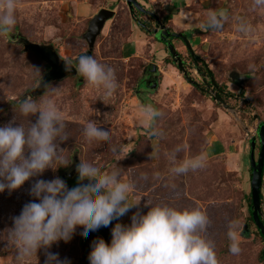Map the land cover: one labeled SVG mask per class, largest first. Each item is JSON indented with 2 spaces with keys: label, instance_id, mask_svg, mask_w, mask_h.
<instances>
[{
  "label": "rangeland",
  "instance_id": "374dc122",
  "mask_svg": "<svg viewBox=\"0 0 264 264\" xmlns=\"http://www.w3.org/2000/svg\"><path fill=\"white\" fill-rule=\"evenodd\" d=\"M136 1L165 28L186 36L194 55L228 94L223 101L231 109L196 87L201 85L204 68L186 56L181 42L173 39L171 44L185 60L184 68L193 83L184 78L170 58L166 43L163 45L159 38L155 41L132 21L134 11L130 12L124 0H18L16 25L10 33L0 35V125L15 117V123L27 124V118L18 113L19 101L31 97L39 102L51 95L67 135V139L58 141L59 147L71 163L46 169L11 192H0V264H18L17 250L7 233L13 217L35 199L29 194L31 183L59 176L67 186H74L79 160L96 163L105 170L119 167L121 178L133 185L129 200L140 202L117 222L128 224L138 209L146 212L145 202L199 207L209 218L203 235L212 242L218 264H263L264 241L249 219L247 198L248 139L255 135L258 123L264 124V11L254 10L252 0ZM101 8L114 13L96 37L91 55L115 71L117 86L107 103L99 97L103 89L90 85L78 72L51 82L41 95L30 96L49 65L34 52L25 51L19 38L51 45L63 59L76 60L87 51L83 35ZM219 9L229 13L222 30L205 28L206 14ZM238 20L245 21L251 31H237ZM33 66H40L41 73L36 74ZM150 66L158 70L157 85L139 92L143 70ZM54 87L57 92L52 94ZM145 102L162 113L155 121L162 135H150L139 122ZM92 110L91 118L98 126L110 129L109 138L96 142L84 135L85 120ZM28 120L34 123L36 115ZM255 144L254 158L259 149L256 136ZM114 146L118 152L112 151ZM177 146L182 148L178 159L200 156L204 166L180 175L171 173L168 157ZM260 194L264 220V174ZM230 221L237 222L238 254H232L228 247ZM84 234L78 226L68 241L59 240L47 251L67 258L68 264H85ZM98 237L106 243L111 239L102 231L94 239ZM45 259V250L39 249L37 259L33 257L30 264H44Z\"/></svg>",
  "mask_w": 264,
  "mask_h": 264
},
{
  "label": "clouds",
  "instance_id": "9594fccd",
  "mask_svg": "<svg viewBox=\"0 0 264 264\" xmlns=\"http://www.w3.org/2000/svg\"><path fill=\"white\" fill-rule=\"evenodd\" d=\"M17 7L18 0H0V35L10 33L16 25ZM252 7L264 11V0H252ZM228 19L226 9L212 10L206 14L203 26L222 30ZM237 31L244 33L251 28L238 20ZM74 66L90 85L103 89L99 97L107 103L117 86L114 69L89 54L79 55ZM33 67L36 74L41 73L40 66ZM72 67L73 61L64 62L65 71ZM42 83L47 87L46 81ZM50 92L55 94L57 89ZM16 107L19 115L27 118V124L15 123V117L0 125V192H11L46 169L55 170L71 163L59 147L58 141L67 139V135L62 114L51 95L39 102L26 97ZM140 113L139 122L149 134L162 135L155 127L162 113L149 102L141 105ZM33 115L34 123L28 120ZM92 115L93 110L85 120L84 135L96 142L109 138L110 129L98 126ZM112 151L118 152V148L114 146ZM181 151L177 146L169 154L171 173L180 175L204 166L200 156L178 159ZM76 172L79 182L71 188L59 176L31 183L29 194L35 199L25 203L19 215L13 217V226L7 233L17 250L18 264H30L33 257L37 259L39 249L45 250L44 264H68L67 258L61 259L58 253L47 249L59 240L68 241L78 226L85 234L107 227L140 202L129 200L133 185L121 178L119 167L105 170L96 163L79 160ZM145 204L148 210L138 209L130 223H115L110 242L102 237L91 242L89 264H218L212 242L203 235L209 224L204 211L199 207ZM236 228L237 222L230 221L227 237L232 254L240 252Z\"/></svg>",
  "mask_w": 264,
  "mask_h": 264
},
{
  "label": "water",
  "instance_id": "95a60500",
  "mask_svg": "<svg viewBox=\"0 0 264 264\" xmlns=\"http://www.w3.org/2000/svg\"><path fill=\"white\" fill-rule=\"evenodd\" d=\"M124 2L126 3L131 13H132L133 8L136 9L137 12L147 13V11L136 0H124ZM113 13L114 12L112 10L101 8L90 19L88 23V28L83 35V38L87 42V51L84 54L91 55V50L93 48L96 37L98 36L101 29L103 28L104 23L113 16ZM157 37L160 40H164V39L166 40L165 42L166 48L168 50L170 58L172 59L173 62H175L177 69L182 73L184 78L187 81H190V83H193V81L187 75V71L184 68L182 60L179 57L178 53L176 52L175 48L170 43V41L167 40L169 37L179 38L184 43V46L189 52V54L192 57L197 58L194 55L192 47L188 39L186 38V36L180 33L168 32L167 29L164 26H162L161 32L158 33ZM19 40L22 43L23 49L25 51L34 52L35 54L39 55L49 65V69L41 77L37 88L31 90L30 96H39L45 91L46 87H44L42 81H46L47 86H48L51 82L56 81L58 79H62L65 76L76 75L77 71L75 70L74 65L71 71H65L64 62L67 60L60 57L51 45L32 43L23 38H19ZM152 70L154 71L155 68H153ZM210 84L215 86L216 89H218V86L215 85V82L212 77L210 78ZM154 87H155V84L151 86L152 89ZM213 93L214 95L211 94L210 97L216 102L221 103L222 106L227 107L226 103L218 95V92L215 90L213 91ZM252 117L254 119L257 118L256 114H253ZM255 136L257 137V140L259 141V149L257 151L256 158H254V150L256 146ZM248 146H249L248 163H249V169H250L249 212H250L251 219H252V222L255 228L257 229V231L259 232L260 236L262 237L264 241V220H263L261 207H260L261 205L260 187H261V182H262V169H263V164H264V124L263 123L257 124L255 135L248 139ZM75 161H76V158H74V162ZM69 176L71 177L72 174L70 173ZM78 182L79 181L77 180V182L74 183V186L77 185ZM115 223H117V220H113L107 227L101 226L98 230L90 231L87 234L83 235L82 246L85 249V264H89L88 255H89V252L91 251V242L94 240V236L97 233V231H102L104 234L111 235V228L115 225ZM244 229H247L246 226H244ZM261 255H262V261L264 264V247L261 251Z\"/></svg>",
  "mask_w": 264,
  "mask_h": 264
},
{
  "label": "flooded vegetation",
  "instance_id": "af4514ba",
  "mask_svg": "<svg viewBox=\"0 0 264 264\" xmlns=\"http://www.w3.org/2000/svg\"><path fill=\"white\" fill-rule=\"evenodd\" d=\"M133 22L136 23V25L143 31L145 32L146 34H150L152 36V38L157 41V35L159 32H161V27L163 26L162 22H160L153 14H150V13H145V12H137L136 9L133 8ZM167 31L168 32H171L167 27H166ZM184 35V34H183ZM173 39H176L178 41L181 42L183 48H184V51H185V54L186 56H188L191 60L193 61H198L202 64L203 66V70L204 72H200V80H201V85H196V87L200 90V91H203L204 93H207L209 94V96L211 94L214 95L213 91H217L218 92V95L221 97V99H223L224 97L226 98H229V96H227L228 94L223 91L220 86L215 82L214 78V82H215V85L218 86V89L215 88V86L211 85L210 84V74H209V69L207 68V66L203 63V61L199 58H195V57H192L189 52L187 51V49L185 48L184 46V43L179 39V38H175V37H169L167 40L170 41V43H172V40ZM163 41V45H165V42L166 40H161ZM179 57H180V54L178 53ZM74 62L75 60H73V65H74ZM182 63H183V66L186 65V62L185 60H182ZM173 64V62H172ZM155 68V70L153 71L152 69ZM157 75H158V70L155 66H150L149 68H145L143 70V77H142V83L140 84V91L139 92H143L144 93V88L146 89L145 92H148L151 88V86L153 84H155V87H156V80H157ZM188 75V74H187ZM66 77V76H65ZM190 78V77H189ZM191 79V78H190ZM193 81V80H192ZM190 82V81H188ZM154 87V88H155ZM224 100V99H223ZM72 176H73V173H72ZM69 188L73 187V184L68 186ZM100 233V231H97ZM102 234V233H101Z\"/></svg>",
  "mask_w": 264,
  "mask_h": 264
},
{
  "label": "trees",
  "instance_id": "16d2710c",
  "mask_svg": "<svg viewBox=\"0 0 264 264\" xmlns=\"http://www.w3.org/2000/svg\"><path fill=\"white\" fill-rule=\"evenodd\" d=\"M263 174H264V164H263V169H262V175H263ZM260 198H262L261 194H260ZM247 200H248V204L250 205V196H248ZM249 219H250V221L252 222L250 212H249ZM252 223H253V222H252ZM258 233H259V232H258Z\"/></svg>",
  "mask_w": 264,
  "mask_h": 264
}]
</instances>
